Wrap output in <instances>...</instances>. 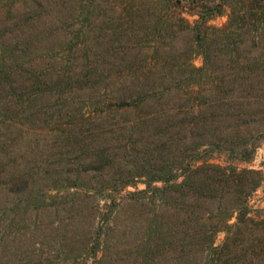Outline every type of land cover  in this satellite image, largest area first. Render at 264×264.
<instances>
[{
    "label": "rangeland",
    "instance_id": "374dc122",
    "mask_svg": "<svg viewBox=\"0 0 264 264\" xmlns=\"http://www.w3.org/2000/svg\"><path fill=\"white\" fill-rule=\"evenodd\" d=\"M230 2L225 3L221 15H214L208 21V26L221 28L227 24L232 3L240 5L242 0ZM222 3L221 0H181L180 3L177 0L3 1L0 4V32H5V37L0 43L7 42L4 49L15 48L16 44L19 48L31 45L28 55L22 59L24 62L18 67L12 64L24 76L18 77L21 81L34 85L68 80L69 75L76 81L77 77L90 73L91 66H96L93 70L107 77L115 68L126 70L154 64V53L162 49L167 50V54L182 55L184 60L190 59L194 66L200 68L203 57L198 51L194 33L171 29L174 22H167V17L184 18L193 28L200 22L203 6L214 7ZM162 36L166 38L163 41ZM65 41L72 42L69 49L63 46ZM88 94V91L72 93L59 99L50 95L38 96L35 111L50 112L43 117L46 120L51 110L63 103L62 99L73 98L79 106L88 100ZM112 98L100 97L102 101ZM177 104V109L183 107L181 101ZM136 115L123 113L112 116L111 124L99 125L103 130H30V134L17 144L10 165L15 169L16 165H23L26 173L33 177V189L23 194H11L7 189L15 180V169L5 172L6 169L0 167V172H5L0 175V264H97L102 255L101 251L97 257L95 255L98 250L97 230L102 226L101 216L107 210L113 213L114 227L105 228L112 242L111 256L117 260L113 264L206 263L208 258L199 251L200 247L183 245L185 241L174 239L173 233H168L172 229L174 234L181 233L177 237L183 238L185 231L189 234L200 231L209 217L203 202H196L194 208L189 199L180 200L179 207L173 206L175 197L172 195L128 199L147 188L146 178L137 179L125 189L115 185L112 191H106L105 187L112 182L95 181L94 176L84 175V186L78 189L51 188L53 180L66 178L61 171L69 163L89 162L96 159L94 154L98 151L116 155L117 160L124 159L125 162H141L143 158L154 160L157 154L148 150L166 136L164 132L179 138L190 132L204 131L147 128L130 140L127 131L115 129L114 124L117 121L129 122ZM256 130L251 131L256 134ZM81 132L90 139L82 141L77 136ZM244 132L248 135L247 130ZM126 138L127 142L124 141ZM189 140L193 144L203 143L194 137ZM126 146L131 148L132 157L129 151L126 153ZM254 146L256 151L250 161L231 159L221 152L208 159L223 166L232 165L261 174L260 187L245 202L248 217L262 220L264 138L257 139L256 143L252 141L251 147ZM39 168L42 170L38 171ZM116 171L114 167L109 172L117 175ZM76 176V173L72 175ZM181 180L179 178L177 183ZM163 186V183L153 185ZM236 222L235 214L230 224ZM226 237L225 230L219 232L215 238L216 246L223 245ZM172 243L175 246L171 248Z\"/></svg>",
    "mask_w": 264,
    "mask_h": 264
},
{
    "label": "trees",
    "instance_id": "16d2710c",
    "mask_svg": "<svg viewBox=\"0 0 264 264\" xmlns=\"http://www.w3.org/2000/svg\"><path fill=\"white\" fill-rule=\"evenodd\" d=\"M3 1L15 2L0 0V4ZM177 1L180 3L181 0ZM221 1L224 3L214 7L203 6L200 22L193 28L184 18L168 16L166 20L174 22L171 29L194 33L203 57L200 68L190 59L167 54V50L162 49L154 53V64L126 70L115 68L107 77L93 70L96 66H91V72L77 77L76 81L69 75L68 80L34 85L21 81L18 77L24 76L12 64L20 66L31 45L19 48L16 44L15 48L4 49L7 42L2 41L0 93H4L0 98V167L6 169L5 172L15 169L10 165V159L15 155L17 144L30 134V130H103L99 125L110 123L112 116L123 113L137 114L129 122L114 124L115 129L126 130L130 140L147 128L204 130L179 138L164 132L166 136L148 150L157 154L154 160L143 158L141 162H125L124 159L117 160L116 155L98 151L94 154L96 159L89 162L69 163L61 171L66 178L53 180L51 188L78 189L84 186V175L94 176L95 181L112 182L105 187L106 191H112L115 185L125 189L137 179L146 178L147 188L128 199L172 195L175 207H179L180 200L189 199L194 208L196 202H203L208 209L209 217L200 231L182 232L183 238L177 237L181 233L176 231L174 234L175 230L168 231L173 233L174 239L185 241L183 245L200 247L199 251L208 258L205 264H264V219L249 218L245 202L260 187L261 174L232 165L223 166L208 159L221 152L231 159L250 161L256 151L255 146L251 147L252 141L256 143L257 139L264 138V0H242L240 5L232 0L234 4L227 24L221 28L208 26V21L214 15H221L225 3L231 0ZM4 37L5 32H0V40ZM161 39L166 38L162 36ZM71 45L70 41L63 42L68 49ZM85 91L90 92L88 100L76 106L78 103L73 98L66 97L68 99H62L63 103L55 106L46 120L43 117L50 112L35 111L38 96L50 95L59 99ZM103 95L113 98L102 101ZM179 101L183 106L178 108L180 110L176 108ZM254 129H257L256 134L251 131ZM243 130H247L248 135ZM77 136L82 141L90 139L83 132ZM191 137L201 139L203 143H190ZM124 141L127 142V138ZM125 149L126 153L131 150L128 146ZM129 156H133L131 151ZM16 167L13 171L15 180L7 190L11 194L29 192L33 189L32 175L26 173L21 163ZM114 167L117 175L109 172ZM74 173L77 174L75 178L72 177ZM179 178L182 180L177 183ZM155 183L164 186L153 187ZM229 198L233 201L229 202ZM112 214L107 210L100 215L102 226L97 230L95 255L97 257L100 251L102 255L97 264L117 263L111 256L112 242L105 232V228L114 225ZM235 214L237 222L232 225L230 221ZM223 230L227 233L226 240L223 245L216 246V235ZM174 246L173 243L170 245L171 248Z\"/></svg>",
    "mask_w": 264,
    "mask_h": 264
}]
</instances>
